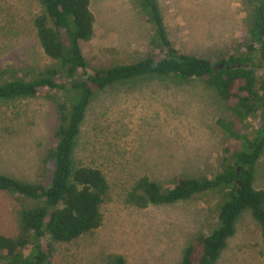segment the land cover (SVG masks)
I'll use <instances>...</instances> for the list:
<instances>
[{"label":"rangeland","instance_id":"rangeland-1","mask_svg":"<svg viewBox=\"0 0 264 264\" xmlns=\"http://www.w3.org/2000/svg\"><path fill=\"white\" fill-rule=\"evenodd\" d=\"M158 4L171 42L183 53L213 63L243 53L246 0ZM90 8L94 35L81 47L91 65L147 56L153 28L132 0H90ZM39 10L37 0H0V69L51 62L32 24ZM229 117L216 92L200 79L138 78L97 93L81 125L74 163L96 167L107 178L110 189L100 206L102 224L69 243H57L51 264H108L115 254L126 264L178 263L194 237L215 228L217 198L206 192L173 204L138 208L127 202V193L144 175L167 183L177 175L216 172L224 148L239 147L216 124L218 118ZM56 120L51 99L0 101V174L37 181ZM253 186L264 189V151L255 165ZM19 209L18 202L0 191V233H18ZM215 264H264V238L249 210L237 219Z\"/></svg>","mask_w":264,"mask_h":264},{"label":"trees","instance_id":"trees-1","mask_svg":"<svg viewBox=\"0 0 264 264\" xmlns=\"http://www.w3.org/2000/svg\"><path fill=\"white\" fill-rule=\"evenodd\" d=\"M37 2L40 10L32 24L51 62L0 69V101L51 99L57 122L37 181L0 174V191L20 205L18 233L13 237L0 233V264H51L57 243H69L102 224L100 206L110 186L100 169L75 166L76 141L97 93L146 77L202 80L230 113L227 119L218 118L217 126L239 147L226 146L217 171L208 175H177L167 183L144 175L128 191L127 202L146 208L206 192L217 198V227L194 237L176 264H215L245 210L264 238V189L253 186L255 165L264 151V0H246L243 53L222 56L214 63L174 46L158 0H132L140 16L152 25L150 52L142 59L109 66L91 65L82 51L81 43L94 35L90 0ZM237 63L241 65L232 67ZM220 64L221 68H215ZM108 264L126 262L115 254Z\"/></svg>","mask_w":264,"mask_h":264},{"label":"water","instance_id":"water-1","mask_svg":"<svg viewBox=\"0 0 264 264\" xmlns=\"http://www.w3.org/2000/svg\"><path fill=\"white\" fill-rule=\"evenodd\" d=\"M240 65L241 64L237 63V64L232 65V67H238ZM243 66H245V65H243ZM221 67H222V64H220L218 67H215V68H221ZM237 169L239 170L240 168L238 167Z\"/></svg>","mask_w":264,"mask_h":264}]
</instances>
